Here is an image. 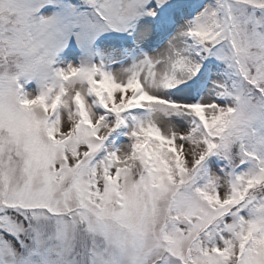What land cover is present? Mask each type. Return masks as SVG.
I'll use <instances>...</instances> for the list:
<instances>
[{
  "label": "snow or ice",
  "instance_id": "obj_1",
  "mask_svg": "<svg viewBox=\"0 0 264 264\" xmlns=\"http://www.w3.org/2000/svg\"><path fill=\"white\" fill-rule=\"evenodd\" d=\"M0 264H264V0H0Z\"/></svg>",
  "mask_w": 264,
  "mask_h": 264
}]
</instances>
